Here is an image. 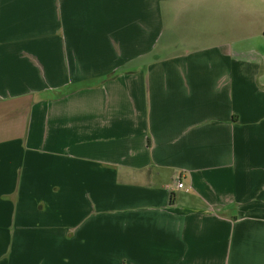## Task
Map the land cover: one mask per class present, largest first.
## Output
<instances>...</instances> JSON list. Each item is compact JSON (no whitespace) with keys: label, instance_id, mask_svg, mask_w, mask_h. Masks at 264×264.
I'll return each instance as SVG.
<instances>
[{"label":"crops","instance_id":"0c3cea01","mask_svg":"<svg viewBox=\"0 0 264 264\" xmlns=\"http://www.w3.org/2000/svg\"><path fill=\"white\" fill-rule=\"evenodd\" d=\"M0 264H264V0H0Z\"/></svg>","mask_w":264,"mask_h":264},{"label":"built area","instance_id":"2783aa9c","mask_svg":"<svg viewBox=\"0 0 264 264\" xmlns=\"http://www.w3.org/2000/svg\"><path fill=\"white\" fill-rule=\"evenodd\" d=\"M178 187L181 188V189L185 188L184 184L181 183V182H180V184L178 185ZM186 189H187L188 191L190 190V189H188V188H186Z\"/></svg>","mask_w":264,"mask_h":264}]
</instances>
